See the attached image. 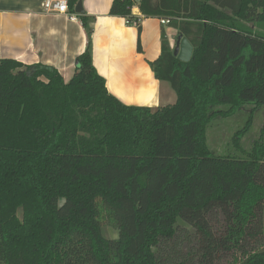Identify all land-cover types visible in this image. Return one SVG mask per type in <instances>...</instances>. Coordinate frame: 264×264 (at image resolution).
Segmentation results:
<instances>
[{
  "label": "trees",
  "instance_id": "obj_1",
  "mask_svg": "<svg viewBox=\"0 0 264 264\" xmlns=\"http://www.w3.org/2000/svg\"><path fill=\"white\" fill-rule=\"evenodd\" d=\"M134 4L193 46L180 61L161 30L150 65L171 104L108 91L83 14L87 44L67 82L0 58V264H264V126L241 144L264 107V0H112L109 14L140 30ZM244 104L242 156L214 154L209 123Z\"/></svg>",
  "mask_w": 264,
  "mask_h": 264
},
{
  "label": "crops",
  "instance_id": "obj_2",
  "mask_svg": "<svg viewBox=\"0 0 264 264\" xmlns=\"http://www.w3.org/2000/svg\"><path fill=\"white\" fill-rule=\"evenodd\" d=\"M43 1L0 0V58L56 68L67 82L87 44L79 16L83 14L92 29L93 65L111 94L126 105L150 108L175 101L174 91L155 78L150 62L160 55L161 30L173 48L176 29L162 24L160 18L145 17L135 6L132 13L139 18L138 30L137 24L109 14L112 0H82L83 12L74 7L73 18L45 12Z\"/></svg>",
  "mask_w": 264,
  "mask_h": 264
},
{
  "label": "rangeland",
  "instance_id": "obj_3",
  "mask_svg": "<svg viewBox=\"0 0 264 264\" xmlns=\"http://www.w3.org/2000/svg\"><path fill=\"white\" fill-rule=\"evenodd\" d=\"M167 86H170L168 82ZM251 104H244L237 109L233 115L226 117L216 116L208 125L207 141L214 154H232L242 156V153L234 147L233 134L240 130L251 115ZM224 108V107H221ZM252 122L247 133L241 139L243 148L250 149L255 139L259 137L260 131L264 126V107L259 108L253 113ZM103 235L108 238H116L117 230L108 224L103 225ZM263 230H264V207H263ZM166 253L172 251L166 244Z\"/></svg>",
  "mask_w": 264,
  "mask_h": 264
},
{
  "label": "water",
  "instance_id": "obj_4",
  "mask_svg": "<svg viewBox=\"0 0 264 264\" xmlns=\"http://www.w3.org/2000/svg\"><path fill=\"white\" fill-rule=\"evenodd\" d=\"M82 0H78L75 5V11L77 13H82ZM193 51V46L191 42L181 34L176 37L175 45L173 47V55L177 57L180 61L187 62L190 60Z\"/></svg>",
  "mask_w": 264,
  "mask_h": 264
},
{
  "label": "built area",
  "instance_id": "obj_5",
  "mask_svg": "<svg viewBox=\"0 0 264 264\" xmlns=\"http://www.w3.org/2000/svg\"><path fill=\"white\" fill-rule=\"evenodd\" d=\"M136 5L134 4L133 8ZM42 7L45 12L47 13H56V14H64L66 16H69L70 18L74 17V14L69 11V4L68 0H44L42 3ZM136 23L139 22V18H136ZM127 23L130 22V20L125 19ZM168 19L166 18H160V22L162 24H167Z\"/></svg>",
  "mask_w": 264,
  "mask_h": 264
}]
</instances>
